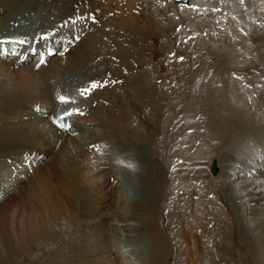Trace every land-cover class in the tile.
<instances>
[{
  "label": "bare ground",
  "instance_id": "6f19581e",
  "mask_svg": "<svg viewBox=\"0 0 264 264\" xmlns=\"http://www.w3.org/2000/svg\"><path fill=\"white\" fill-rule=\"evenodd\" d=\"M37 1L39 0H0V31L10 25V22L8 24L7 22L16 10L24 5L30 7ZM172 1L176 4L187 5L191 0L185 2ZM60 2H63L64 5L51 14V21L46 25L54 26V32H51V36H56L54 41L58 44L56 49L48 47V50H51V54L54 55L61 51V57L54 56L52 60L50 59V64L45 57L44 60L47 63L42 62L34 66L30 59L47 49V46L40 40L42 38L31 42L33 47L39 45L41 48L34 54L22 47V50H25V55L20 61H16V57L21 51L17 45L14 47L18 48L15 53L7 54L5 52V55L1 54L3 48L0 46V90L2 91H0V108L2 107L4 110V112L0 110V119L2 120L0 122V182L3 180L2 174L6 169H11L10 172L14 174L21 172L19 177L26 179L25 169H29L28 164L32 165L29 171L37 167L35 172L39 177V181L35 185L32 178L28 176L27 180L31 187L27 182L10 178L12 181L20 183V188L15 193L14 191L10 192L9 195H7L9 190L0 187V201L3 200V203L0 204V237L1 251L4 252L0 253V261L7 260L10 254H18L23 250L28 252L32 249L35 250L42 243L54 251L52 253L46 252L48 260L55 261L52 264H68L70 255L74 252L70 244L78 241L74 238V230L77 231L73 223L75 215L91 213L92 210L96 211L99 205L98 210L103 211L105 205L101 204L104 200L112 205L110 210L113 213L116 212L115 214L131 222L130 227L125 226L123 229L126 237L129 238L122 243H116L120 247L119 250L126 253L127 259L125 258L121 262L130 264V261L133 260L134 264H145L144 259L147 260L148 257L159 260L166 251L165 242H151L153 236H146L147 242L141 241L139 238L141 232L145 233L146 229L152 227L146 222L150 221V208H152L154 200L149 197V200L147 199L144 203L138 199L139 202H133L128 208L122 206L124 213L118 211L117 206H115V202L118 201L116 191L122 190L123 184L127 190L136 189L135 177L138 167L136 165H139L138 161L143 157L139 151V149L143 150V147L134 146H140L142 142L147 143L146 136L153 129L155 113L150 109L145 112L135 100L136 95L133 97V92L146 94L143 89L138 88L139 85H143L142 81L146 79L142 74L152 75V73L157 74L158 71L156 66L152 65L151 68L149 67L152 69L151 72L142 68V71L138 73L133 66L137 61L144 64L140 56L142 47L138 41L141 37L138 38L135 27L138 30L142 29V26L145 28L149 26L145 23L138 24L140 18L132 9L135 7L131 0H82L78 3L72 2L71 5L70 0H58L59 4ZM114 4L120 8L118 15H110L111 11L116 8L113 7ZM75 7L78 9L76 10ZM76 11L79 13H75ZM86 13H89L90 16L92 14L93 19L86 18ZM103 15H105L104 23L99 21ZM145 21L147 22V16H145ZM12 22L16 23L17 21H11V24H14ZM86 23H88L87 26ZM141 32L143 33V31ZM105 35L108 37L104 38ZM62 44H64L63 47H61ZM114 45L117 48L115 50L110 49ZM114 54H117L115 57L120 58L117 67L116 63L110 59ZM10 55L13 56L10 57ZM25 63L28 65L23 66ZM44 63L46 66H43ZM119 65L130 70L124 72ZM175 65L179 66L180 64ZM144 83L146 84L145 81ZM88 91L87 96H82ZM184 92V88H177L175 105ZM59 94L60 96H67L65 99L67 102H61L58 99ZM261 96L263 95L259 92V97ZM68 108H71L72 113L63 117L61 123L65 127L62 128L60 125L57 126L51 122L50 114L59 115L62 111H67ZM141 109L144 112L143 116L145 117L146 114L147 117L139 118L134 123L135 116ZM242 113L243 115L238 119V122H240L239 124L243 123V128L248 131V125L251 126L253 122L257 123L259 120L257 117L248 118V114H250L248 111ZM25 116L27 117L25 118ZM260 118L263 120V117ZM186 121L185 119V123ZM208 122L209 129L213 131V134L219 135H217L218 137L208 135L209 141L207 142L210 143L214 138H222V134L215 129V124L213 125L211 120ZM226 122L228 125V121ZM8 123H11L10 127H5ZM136 125L142 130L141 132L135 131ZM178 125L176 123L174 126V132ZM262 125L264 122L258 126ZM234 126L239 127L240 125ZM223 133L225 136L228 135L226 131ZM262 133L258 134L252 131L251 134L241 132L238 133L239 135H230L228 141L226 140L219 150L216 152L211 150L214 157L218 156V165L215 161L216 173L223 169L222 181L218 180V183L221 182L224 187L223 190L217 189L216 201L211 200L210 205L203 202L205 206L202 211L204 210L206 214L212 213L215 223L223 222L219 228L223 234H226V231L234 230L235 234L237 229L234 227H250L247 226L248 224H243L242 216L238 212L239 203L231 196L229 185L233 179V184L243 182L239 186L238 192L245 201L246 205L244 206L247 207L249 221L254 222L253 227H251L252 230L261 234L264 232V172L261 170L264 159V132ZM130 141L135 144L131 148L129 144H133ZM105 142L111 146V151ZM126 142L130 143L127 144ZM121 143L125 144L122 145ZM232 145H234L233 148ZM211 146L215 147V145ZM44 149L51 155L47 158L48 160L45 158V162L41 158ZM134 149H138V155L134 153ZM198 152L201 156L206 153L202 148ZM106 153L115 155L112 157L113 159L111 158L112 161L118 155L117 163L120 162V157L123 158L120 163L123 168L121 180H124L125 176L126 184L124 181L122 184L118 181L113 182L115 176L109 175L111 171L104 167L108 161ZM25 159L28 160L27 164L24 163ZM41 161L44 165L49 163L52 170L49 168V171L44 172L46 170H42L44 166L41 165ZM243 162L244 165L242 166ZM144 164H148L150 167L149 173L153 174L150 175V179L157 180L156 188H158L163 179L162 167L151 166L148 160ZM227 167L230 169L225 170ZM253 167H256L254 172L258 174L252 173L251 177L247 176ZM218 168L220 169L218 170ZM220 176L218 175L213 179L217 181L216 178ZM55 178L58 180L57 184H55L57 180H53ZM26 187L30 188L23 192ZM200 191L203 194V191ZM126 194L129 195L130 192ZM13 203L16 207L12 210L11 204ZM68 204L71 206L69 207ZM197 207L199 208L200 205L198 204ZM258 215H261L262 220L258 218ZM89 217H91L90 214ZM223 226L225 227L223 228ZM94 229L96 235L93 240L100 237V230L105 232L102 223L94 225ZM110 234L111 232H105L104 236ZM87 235L89 233L84 231L78 239L86 240ZM156 235L160 239L162 238L160 234ZM235 235L237 237V234ZM261 243L264 244L262 238L259 240V244ZM137 244H140L142 249L147 245L146 255H140L138 250L133 251V247ZM129 246L131 247L129 248ZM83 254L86 253L83 251ZM116 254H118L116 261L108 263L103 259L102 263L120 264L118 256L121 254L118 252ZM58 256L61 259L64 258L63 261L60 262L59 260L57 263L55 257ZM85 257L82 255L81 260L83 262L81 264H87L84 262Z\"/></svg>",
  "mask_w": 264,
  "mask_h": 264
},
{
  "label": "rangeland",
  "instance_id": "374dc122",
  "mask_svg": "<svg viewBox=\"0 0 264 264\" xmlns=\"http://www.w3.org/2000/svg\"><path fill=\"white\" fill-rule=\"evenodd\" d=\"M70 1V5L72 2H82V0ZM131 3L136 6L135 14H138L142 20L139 19L138 24L145 23L149 26L146 28L142 26V29L138 30L135 27L138 38L141 37L138 41L142 47L140 52L142 58H140L144 64L137 61L133 66L138 73L142 71V68L151 72L152 65L156 66L158 70L157 74H142L146 79L142 81L143 85H139L138 88L143 89L146 94L133 92V97L136 95L135 100L145 112L150 109L155 113V116L152 124L153 129L146 136L147 143L142 142L140 146H134L133 142L130 141L133 145L126 142L130 148L133 146L143 147V150L139 149L143 157L139 159V165H136L138 166L135 177L136 189L127 190L123 184L122 190L116 191L118 201L115 202V206L118 211L124 213L122 206L128 208L130 204L139 202V200L145 203L149 197L154 200L153 206L150 208V221L146 222L152 227L146 229L145 233L141 232L139 238L141 241L147 242L146 236H153L151 242H165L166 251L159 260H153L152 257L144 259L145 264H264V244H259V240L264 239V232L261 234L251 228L254 222L249 221L247 207L244 206L246 205L245 201L238 192L239 186L243 182L233 184V179L229 185L231 196L239 203L238 212L242 216L243 224L250 226L248 228L238 226L240 229L234 227L237 229L235 233L237 237L234 234L235 230L226 231V234H223L219 229L223 222L215 223L212 213L206 214L204 210L202 211L205 206L203 202L210 205L211 200L216 201L217 189L223 190L224 187L221 182L218 183V180L222 181L223 169L219 170L220 168H218L219 171L216 174H212L209 170L211 159H215L218 165V156L215 158L212 151L219 150L230 135H237L241 132L251 134L252 131L258 134L264 132V125L258 126L264 122V0H191L187 5L176 4L172 0H131ZM63 5L64 3L60 2L59 4L58 0H39L35 4H31L30 7L21 6L12 14V17L10 16L11 18L7 22V24L10 22V25L4 30L11 31L13 36L21 39L32 27L36 26L41 29V25L48 24L51 21V14ZM116 5L114 4L113 7L116 8H113L110 15L120 13V8ZM77 7H75L76 10ZM88 14L86 13V18L93 19V15ZM145 16H147V22ZM11 21L17 22L11 24ZM99 21L104 23L105 15L99 18ZM87 25L88 23H86ZM141 33L142 35H140ZM107 37V35L104 36V38ZM116 48L114 45L110 49L115 50ZM131 52L134 51L131 50ZM60 55H62L61 51L55 55L51 54L46 61H49L50 64L54 56L61 57ZM116 55L114 54L110 59L116 63L117 67L120 58L115 57ZM45 63L43 66H46ZM175 64L180 65L176 66ZM26 65L28 64L25 63L23 66ZM119 66L124 72L130 70L122 65ZM177 88H184L185 92L175 105ZM259 92L263 96L259 97ZM0 110L4 112L2 107ZM143 110L137 112L134 123L139 118L147 117L146 114L145 117L143 116ZM246 111L250 113L248 118L257 117L259 120L257 123L255 122L256 124L253 122L251 126L248 125V131L243 128V123L239 124L240 122H238V119L243 115L242 112ZM260 117H263V120ZM210 120L223 137L214 138L208 143V135L212 137L219 135L213 134V131L209 129L208 121ZM226 121H228V125ZM176 123L179 125L174 132ZM10 124L8 123L5 127H10ZM234 125L240 126L235 127ZM135 131L141 132L142 130L136 125ZM223 131H226L228 135L225 136ZM135 143L137 144V141ZM105 145L111 151V146L107 142ZM211 145H215V147L213 148ZM233 147L234 145H232ZM200 148L206 152L202 156L198 152ZM134 150V153L138 155V149ZM54 151H56L55 148ZM42 153L41 158L45 162L51 155L45 149ZM106 154L108 161L104 167L111 171L109 175L115 176L114 183L118 181L122 184L123 181L125 182V176L124 180H121L123 168L120 163L123 158L120 157V162L117 163L118 155L112 161V157L115 155L113 153L112 155L111 153ZM147 160L151 166L162 167L163 179L158 188H156L157 180L150 179V175H153L151 172L149 173L150 167L148 164H144ZM41 165L44 166L42 170H46L44 172L52 170L49 163L44 165L41 161ZM28 167L29 169H25L26 179L19 177L21 172L14 174L10 172L11 169L4 170L0 187L9 190L7 195L13 191L15 193L20 188V183L11 179L27 182L31 187L27 180L31 177L37 185L39 181L38 174L35 172L37 167L32 168V171H29L32 165L28 164ZM254 168L256 167L249 170L247 176L251 177L252 173L258 174L254 172ZM261 168L264 172V159ZM229 169L227 167L225 170ZM218 175L221 176L215 181L213 178ZM53 180L55 181L57 178ZM54 181L53 183H55ZM57 183L58 180L55 184ZM30 187H26L23 192H26ZM200 190L203 191V194ZM128 192H130L129 195L126 194ZM1 203L3 200L0 201ZM11 205L13 210L16 206L14 203ZM101 205H105L103 211L98 210L99 205L96 211L75 215L73 223L77 231L74 230V238L78 241L70 244L75 253H71L68 264H81L83 262L82 255L86 256L84 262L87 264H103V259L112 263L117 260L116 252L121 254L118 256V262L124 264L121 261L125 260L126 253L119 250L120 247L117 244L129 238L126 237L123 229L125 226L130 227L131 222L126 218H121L115 214L116 212L113 213L110 210L112 205L107 200H104ZM68 206L70 207L71 204ZM202 212L205 213L202 214ZM258 216L262 220L261 215ZM98 223H102L105 232H111V234L104 236L105 232L100 230V237L93 240L96 235L94 225ZM84 231L89 233L86 240L78 239ZM156 234H160L162 238L160 239ZM137 245L133 247V251L138 250L140 255H146L147 245L144 249L140 247V244ZM1 250L0 237V253H4ZM51 250L41 243L35 250L32 249L29 252L23 250L18 254H10L8 259L4 256L7 260L0 261V264H52L55 261H49L46 255L47 251L54 252ZM83 251L86 254H83ZM55 259L58 263L64 258L61 259L58 256Z\"/></svg>",
  "mask_w": 264,
  "mask_h": 264
},
{
  "label": "water",
  "instance_id": "95a60500",
  "mask_svg": "<svg viewBox=\"0 0 264 264\" xmlns=\"http://www.w3.org/2000/svg\"><path fill=\"white\" fill-rule=\"evenodd\" d=\"M175 1H183V2H185L187 0H175ZM209 170H210V172L212 174H216V172H217V167L215 165V160H213V159H211V161H210Z\"/></svg>",
  "mask_w": 264,
  "mask_h": 264
},
{
  "label": "snow or ice",
  "instance_id": "6c2138e0",
  "mask_svg": "<svg viewBox=\"0 0 264 264\" xmlns=\"http://www.w3.org/2000/svg\"><path fill=\"white\" fill-rule=\"evenodd\" d=\"M85 91H87V90H85ZM60 99H61V102H67L64 97H61ZM65 115H71V113H66ZM60 120H63V117H60ZM60 127L63 128V127H65V125L63 123H61Z\"/></svg>",
  "mask_w": 264,
  "mask_h": 264
}]
</instances>
